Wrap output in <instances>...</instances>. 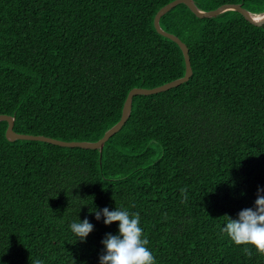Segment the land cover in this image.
<instances>
[{"label": "trees", "instance_id": "obj_1", "mask_svg": "<svg viewBox=\"0 0 264 264\" xmlns=\"http://www.w3.org/2000/svg\"><path fill=\"white\" fill-rule=\"evenodd\" d=\"M170 1L0 0V114L19 133L99 140L131 89L185 75L182 49L154 25ZM195 1L264 11V0ZM160 24L188 45L193 75L135 95L102 152L10 141L0 121V264H100L102 240L119 234L96 219L105 207L140 214L156 264H264L222 231L264 188V25L183 3ZM84 219L94 229L81 241L70 225Z\"/></svg>", "mask_w": 264, "mask_h": 264}, {"label": "clouds", "instance_id": "obj_2", "mask_svg": "<svg viewBox=\"0 0 264 264\" xmlns=\"http://www.w3.org/2000/svg\"><path fill=\"white\" fill-rule=\"evenodd\" d=\"M181 193L186 202L187 189L182 188ZM94 212L96 219L103 217L106 225L119 222V234L108 233L102 240L105 249L100 256V264H156L148 247L149 240L144 236L139 213H130L118 207L112 211L105 207L102 211ZM70 228L79 240L84 241L93 231L94 225L84 219L71 223ZM222 231L235 245H251L259 254L264 255V188H258L255 206L241 210L238 219L229 217ZM243 251L247 256L252 255L248 247H244Z\"/></svg>", "mask_w": 264, "mask_h": 264}, {"label": "water", "instance_id": "obj_3", "mask_svg": "<svg viewBox=\"0 0 264 264\" xmlns=\"http://www.w3.org/2000/svg\"><path fill=\"white\" fill-rule=\"evenodd\" d=\"M181 3L187 5L190 8V10H192L193 13L200 18H211V17L218 16L226 11L234 10V11L241 13L251 23L257 26L264 25V11L259 12V13L252 12L246 7H244L242 3H226L215 9L204 10L198 6L195 0H172L158 10L154 18V25L159 34L167 38H170L171 40L176 42L182 49L184 58H185V65H186L185 66L186 72L184 76L174 79L172 81H169L167 83H164L162 85L153 87V88L135 87L131 89L125 100L121 119L111 128H109L105 132V134L97 141H76V140L67 141V140H61V139H57V138H53V137L45 136V135L19 133L15 131L14 129L15 116H12L9 114H0V121L8 122V127L6 130L7 139L10 141H15L18 139L39 140V141H45V142H49V143L56 144L59 146H64V147H80V148H85V149H99L100 152H102L106 142L114 134L119 132L121 128L125 125L127 120L129 119L131 115V111H132L133 98L135 95H151V94H156V93L169 90L171 88H174L176 86H179L187 82L193 75V68H192L188 45L174 33L168 32L165 29H163L160 24L161 17L167 14L174 7H176L177 5Z\"/></svg>", "mask_w": 264, "mask_h": 264}]
</instances>
